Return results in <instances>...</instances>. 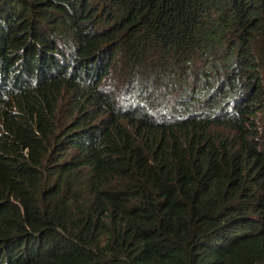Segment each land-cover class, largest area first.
Listing matches in <instances>:
<instances>
[{
  "label": "trees",
  "instance_id": "16d2710c",
  "mask_svg": "<svg viewBox=\"0 0 264 264\" xmlns=\"http://www.w3.org/2000/svg\"><path fill=\"white\" fill-rule=\"evenodd\" d=\"M0 264H264V0H0Z\"/></svg>",
  "mask_w": 264,
  "mask_h": 264
}]
</instances>
